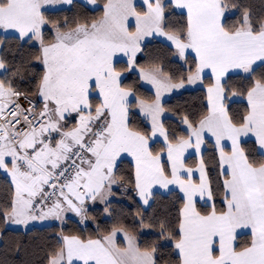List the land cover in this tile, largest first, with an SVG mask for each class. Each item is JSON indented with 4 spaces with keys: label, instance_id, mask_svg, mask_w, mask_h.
I'll return each mask as SVG.
<instances>
[{
    "label": "snow or ice",
    "instance_id": "snow-or-ice-1",
    "mask_svg": "<svg viewBox=\"0 0 264 264\" xmlns=\"http://www.w3.org/2000/svg\"><path fill=\"white\" fill-rule=\"evenodd\" d=\"M57 5L75 3L0 0V227L58 221L43 264H264V0H105L91 19ZM152 41L172 59L139 63ZM197 85L205 111L165 107ZM114 187L138 197L132 227Z\"/></svg>",
    "mask_w": 264,
    "mask_h": 264
},
{
    "label": "trees",
    "instance_id": "trees-1",
    "mask_svg": "<svg viewBox=\"0 0 264 264\" xmlns=\"http://www.w3.org/2000/svg\"><path fill=\"white\" fill-rule=\"evenodd\" d=\"M105 0H97L95 7H89L85 3L79 1H74L75 6L73 7H64L60 9H55L50 11V15L54 17L63 18L64 16L72 17L75 14H84L89 19L94 17H99L102 14L103 3ZM246 3H251L255 10L258 12L260 9L261 0H244ZM231 22V21H230ZM3 34H0L2 37ZM27 53V49L25 50ZM165 57L167 56V50L160 45L157 41H152L148 43L147 48L144 52L140 53L137 57L139 63H146L151 57ZM168 60L172 58L167 56ZM174 70H178V65H168ZM132 80H135L136 77H131ZM207 80L208 77H205ZM131 81H125V83H130ZM146 95H151V93H145ZM165 107L179 110L181 113L185 110L192 114H198L206 110V94L205 90L201 87L184 90L178 94L172 95L170 98L164 101ZM246 102L244 100L230 101L229 107L233 112L242 113L244 111ZM166 126H171L175 128L178 124V117L174 116L172 112L166 113L165 118ZM251 147V144L248 145ZM210 149L205 154L206 159L210 158ZM195 158L191 156L188 160L189 164H194ZM129 167L128 160H125V163L121 165V168L127 170ZM8 179L0 174V193H3L8 186ZM115 195L112 197V209L122 217L126 223L132 227L134 221L139 220L137 215V205L134 202V193L129 187L127 192L122 191L119 188L114 187ZM175 200L174 196L167 197H158V203L163 201L165 203ZM103 205L97 206L95 211L92 212V215L97 216L99 222L102 226L104 225L105 216L102 212ZM145 215H150L145 213ZM90 227L85 225L77 226L76 223L69 222L65 224L64 231L66 233H76L81 228L86 229V234H91L94 232L95 224L89 221ZM60 230V225L58 224H49L43 226H33L26 230L21 229H11V228H2L0 227V264H43V259L45 256V250L51 245L55 244L56 235H58ZM149 229H145L144 233L149 232ZM144 233L140 234L141 244H147L154 239V236H149ZM246 239L245 236L239 237V240L242 242Z\"/></svg>",
    "mask_w": 264,
    "mask_h": 264
},
{
    "label": "crops",
    "instance_id": "crops-1",
    "mask_svg": "<svg viewBox=\"0 0 264 264\" xmlns=\"http://www.w3.org/2000/svg\"><path fill=\"white\" fill-rule=\"evenodd\" d=\"M74 1H79L81 3H85L86 4V0H74ZM136 3H137L138 6H140L142 4V0H136ZM64 7H67V6L66 5H57V6H55V8H53V10L60 9V8H64ZM121 59H123L124 61H126L127 58L126 57H123ZM206 77H208V76L206 75ZM199 87H200L199 85H197L195 87H193V86H186L185 89H181L179 91H175V92H173L171 94H166L165 97H164V101L167 100L168 98H170L172 95L178 94V93H180V92H182L184 90H191V89H195V88H199ZM205 94H206V92H205ZM238 100H241V98H239V97L232 98V101H238ZM206 103H207V101H206ZM165 116H166V114H165ZM245 139H247V138H245ZM193 157L196 159L195 156H193ZM126 160H130V158H128ZM0 174L3 175V176H5L2 172H0ZM6 178L8 179V181L10 180V178H8V177H6ZM98 206H102V205H98ZM74 219H78V218H74ZM49 224H58L59 225V222L58 221H54V220H48V221H43V222L35 221V222H32L31 224H29L28 228H31L33 226H43V225H49ZM18 227H20V226L9 225L7 228L18 229Z\"/></svg>",
    "mask_w": 264,
    "mask_h": 264
},
{
    "label": "rangeland",
    "instance_id": "rangeland-1",
    "mask_svg": "<svg viewBox=\"0 0 264 264\" xmlns=\"http://www.w3.org/2000/svg\"><path fill=\"white\" fill-rule=\"evenodd\" d=\"M88 6H89V7H95V6H92V5H88ZM54 8H55V7H54ZM51 10H53V9H51ZM18 229L26 230L23 226L18 227ZM120 239H122V237H121Z\"/></svg>",
    "mask_w": 264,
    "mask_h": 264
}]
</instances>
